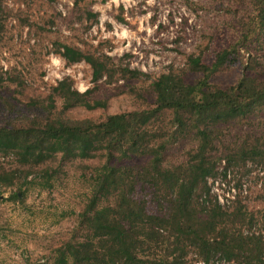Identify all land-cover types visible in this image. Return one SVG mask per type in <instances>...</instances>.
Here are the masks:
<instances>
[{
    "label": "rangeland",
    "instance_id": "374dc122",
    "mask_svg": "<svg viewBox=\"0 0 264 264\" xmlns=\"http://www.w3.org/2000/svg\"><path fill=\"white\" fill-rule=\"evenodd\" d=\"M1 8L0 127H23L35 116L42 120L45 116L36 102L44 100L52 87L67 77L80 92L92 89L91 103H104L94 109L76 107L66 114L70 118L101 121L111 114L151 109L155 105L150 86L154 77L169 67L185 71L190 54L201 53L203 61L210 64L218 51L236 40L253 13L251 0H2ZM87 10L98 14L97 22L86 18ZM258 33L248 50L240 51L241 61L214 73L211 84L222 88L235 85L244 72L264 80V30ZM55 42L84 51L97 49L149 77L125 79L118 75L113 82L94 83L90 66L84 61L67 65L55 54ZM200 76L184 73L188 83ZM60 107L58 100L56 112ZM152 123L159 136L173 130L168 113ZM262 123L264 110L222 124L213 152L218 158V173L207 178L208 196L203 194L199 200L206 199L205 205L216 201L224 209L239 202L244 221L235 229L264 242V164L246 160L225 169L224 158L241 138L257 135ZM195 145L191 135L181 136L163 152L162 164L170 167L186 162ZM62 157L58 154L47 164L51 175H38L35 169L27 183L20 178L12 186L0 184V264H53L59 247L85 238L80 214L94 197L95 177L105 157ZM116 162L139 167L146 158L134 156ZM16 167L15 157L0 154V169ZM13 192L22 193L21 199L9 198ZM112 198L110 192L101 194L96 197V207ZM254 249L252 242L244 241L238 251L251 255L256 254ZM164 251L163 243H147L143 254L158 257ZM71 262L69 258L68 264ZM182 262L239 264L221 254L205 260L188 245Z\"/></svg>",
    "mask_w": 264,
    "mask_h": 264
},
{
    "label": "trees",
    "instance_id": "16d2710c",
    "mask_svg": "<svg viewBox=\"0 0 264 264\" xmlns=\"http://www.w3.org/2000/svg\"><path fill=\"white\" fill-rule=\"evenodd\" d=\"M1 5L2 0L0 32L4 28ZM251 6L253 13L236 40L218 51L210 64L203 61L201 53L190 54L185 71L169 67L152 79L155 105L151 109L111 114L101 121L70 118L66 114L76 107L94 109L104 103H91L92 89L80 92L67 77L58 81L44 100L36 102L45 116L42 120L35 116L23 127H0V154L12 155L17 162L12 170L0 169V184L5 186H12L20 178L27 183L35 169L38 175H51L47 164L58 154L64 159L95 158L99 154L105 157L95 177L94 197L80 214L85 238L59 247L53 264H68L69 258L71 264H183L187 245L197 249L205 260L221 254L239 264H264V242L235 229L244 221L239 202L224 209L216 201L205 205L206 199L199 200L203 194L208 196L207 178L218 173V158L213 152L222 124L264 110V80L244 72L229 87L210 83L218 70L240 62V51L248 50L258 32L264 30V0H251ZM85 16L98 21L96 12L87 10ZM53 46L67 65L87 63L94 83L113 82L118 75L125 79L149 77L141 70L116 63L97 49L84 51L62 42ZM185 72L201 76L188 83ZM58 100L61 107L56 112ZM167 113L173 130L164 138L157 135V128L152 129V121ZM187 134L196 142L188 160L164 166L163 152ZM134 156L144 157L146 162L139 167L116 162ZM224 158L225 169L246 160L264 164V123L257 135L241 138ZM107 192L112 194V201L96 207V197ZM21 194L13 192L9 198L18 200ZM244 241L254 244L256 254L238 251ZM147 243H163L165 251L158 257H146L143 252Z\"/></svg>",
    "mask_w": 264,
    "mask_h": 264
},
{
    "label": "built area",
    "instance_id": "2783aa9c",
    "mask_svg": "<svg viewBox=\"0 0 264 264\" xmlns=\"http://www.w3.org/2000/svg\"><path fill=\"white\" fill-rule=\"evenodd\" d=\"M231 197H233V196H231Z\"/></svg>",
    "mask_w": 264,
    "mask_h": 264
}]
</instances>
